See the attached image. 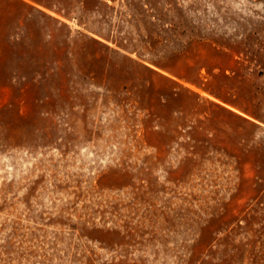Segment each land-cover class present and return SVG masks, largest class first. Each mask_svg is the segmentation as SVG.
Returning a JSON list of instances; mask_svg holds the SVG:
<instances>
[{"label":"rangeland","instance_id":"rangeland-1","mask_svg":"<svg viewBox=\"0 0 264 264\" xmlns=\"http://www.w3.org/2000/svg\"><path fill=\"white\" fill-rule=\"evenodd\" d=\"M0 264H264V0H0Z\"/></svg>","mask_w":264,"mask_h":264}]
</instances>
